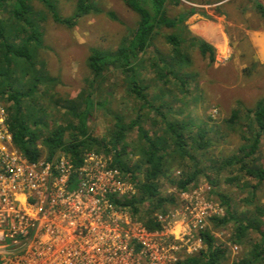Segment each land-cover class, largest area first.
<instances>
[{"label":"trees","instance_id":"1","mask_svg":"<svg viewBox=\"0 0 264 264\" xmlns=\"http://www.w3.org/2000/svg\"><path fill=\"white\" fill-rule=\"evenodd\" d=\"M6 1L13 3L12 17L16 24L14 32L12 27V32L7 34L0 23V103L5 100L12 102L11 108L7 109L14 148L29 163L38 162L42 157L52 161L56 155L63 154L76 169L82 166L89 152L112 155V168L125 173L137 192L136 196L124 197L122 201L114 200V203L131 207L132 214L140 218L149 232L161 229L159 220L152 214L156 211L164 214L166 205L173 203V198L162 197V182L183 193L201 175L210 185L218 186V174L231 172L224 181L246 191L248 195L239 200L246 207L253 205L252 209H243L236 215L239 201L219 193L218 199L223 202L226 214L224 218H213L211 222L216 226L232 222L234 235L231 243L235 246H243L247 235L254 234V240L249 241V247L245 244L244 252L233 264H264V205L259 204L258 195L264 182V163L262 165L255 159L256 153L261 151L264 99L259 100L253 109L239 106L232 110L225 122L241 142L229 155H219L209 161L207 154L213 140L204 123L173 118L177 114L175 110L184 111L188 104L181 102L174 91L189 97L188 90L195 76L186 71L191 65V58L185 52L187 50L181 49V38L176 34L166 36V41L172 45L170 56H161L157 52V57L150 61L155 81L161 83L157 86L156 95H151L150 83L144 84L135 78L136 71L132 63L152 45L157 30L161 26L174 28L178 25L174 19L170 20L165 15L167 0H124L125 6L139 17L132 37L124 39L114 51L92 48L86 58L89 75L85 86L75 97L60 98L57 102L47 101V109L38 108L39 102L47 100L49 92L56 91L55 85L60 81L44 68L36 67V49L43 38L39 25L31 18L33 10L30 0H0V8ZM40 1L47 7L52 21L67 28L73 27L84 16L101 13L91 0H77L75 12L69 17H62L50 0ZM170 1L179 3L177 0ZM108 15L113 17L112 14ZM192 39L191 46H195L201 56H207L212 63L215 49L196 36H192ZM12 65L18 68L25 83L11 76V70H15ZM117 69L129 73L128 90L139 103L136 104L137 112L131 118L120 111L111 112L114 124L108 134L105 137H94L88 124L89 118L93 110L107 108L112 88L111 85L106 88L105 84L109 80L110 71ZM171 84L173 89H169ZM20 85H25L26 89H21ZM168 96L174 101H166ZM27 98L26 102L22 101ZM176 102L182 105L173 106ZM60 104L66 105L64 112L52 109V106ZM242 109L245 115L241 116ZM146 111L154 113L156 117L149 116ZM41 115H44L43 119ZM132 156L137 157L138 161L134 162ZM202 160L209 162L202 166ZM257 164L262 166L258 168ZM173 169L177 172L174 173ZM234 170L237 175L247 178L242 186L237 175L232 176ZM144 201L149 205L142 215L140 206ZM200 236L205 248L175 264H222L226 258V247L218 244L216 237L209 231L201 232Z\"/></svg>","mask_w":264,"mask_h":264},{"label":"rangeland","instance_id":"2","mask_svg":"<svg viewBox=\"0 0 264 264\" xmlns=\"http://www.w3.org/2000/svg\"><path fill=\"white\" fill-rule=\"evenodd\" d=\"M50 1L56 6L57 12L62 17H69L75 12L77 0ZM177 1L179 3L175 4L167 0L164 11L166 17L170 20L174 19L178 25L174 28L166 26L157 28L152 45L139 54L132 63V67L136 71L135 78L142 80L144 84L150 83L152 86L150 93L153 96L156 95L158 93L157 86L161 83H156L155 74L151 71L150 61L152 58L157 57V52L161 53V56H170L172 45L166 41V36L176 34L181 38V49L183 51L187 50L185 52L190 54L191 58V65L186 68V71L193 73L195 76H193L188 90L190 91L189 97L180 94L179 91L175 90L177 93L174 91V95L181 102H187L188 104L184 111L175 110L177 114L173 118L199 120L204 123L206 130L211 132L210 137L213 140V145L209 148L207 154L209 161H211L219 155L226 156L234 152L241 142L225 122L230 117L232 110L239 106L244 109H253L259 100L264 99V0ZM91 2L99 8L98 10L101 13H91L84 16L73 27L67 28L52 21L50 12L40 0H30L33 10L31 18L39 25L43 38L40 46H37L36 49V67L44 68L48 74L60 81V83H55L54 90L56 91H50L47 100L39 102L38 108L40 109H47L46 106L50 101L57 102L60 98L69 99V97H75L80 92L85 86L86 77L89 75L86 68V58L92 48L102 51H114L122 44L124 39L132 37L139 17L125 6L124 0H91ZM12 6L13 3L6 1L0 8V23L7 34L11 33V30L13 32L15 30L16 21L12 17ZM262 10L263 14L261 13ZM108 14H112L113 17ZM12 27L13 29H11ZM194 27L202 34L208 33V35L213 34L219 37L211 35V38H208L207 35L204 34V37L201 34L202 38L190 30ZM192 36L206 41L215 49V58L212 63H210L207 56H201L195 46H191ZM213 39L216 42L219 40V42L215 43ZM223 49L227 50V53L223 52ZM4 64L6 66V63ZM13 68L15 70H11V76L17 78L18 82L25 83L26 80L21 78L18 68L12 65ZM110 72L108 74L109 80L105 84L106 88L109 85L112 88V95L106 105L107 111L104 107L93 110L88 122L94 137H105L108 134L114 124L111 112L120 111L126 117L131 118L137 112V105H139L136 98L132 97L128 90L129 73L118 69ZM170 79L173 78L170 77ZM171 81L174 82V80ZM19 87L26 89L25 85ZM171 88H174L172 84L169 85V89ZM27 100L28 98L22 101L26 102ZM166 101L172 102L174 99L168 96ZM11 105L12 102L6 100L0 103V113L6 129H9L10 120L7 108H11ZM181 105L182 103L179 102L173 104L175 107ZM65 106L60 104L59 106H52V109L64 112ZM118 108L119 110H116ZM244 109H242L241 116L245 115ZM147 114L156 117L152 112ZM40 118L43 119L44 115H41ZM260 149L261 151L256 153L255 159L263 165L264 131L261 136ZM93 153L95 154L93 159L90 161L87 158L88 162L85 163L83 168L87 170L95 169L101 160L106 162V167H112V155L105 156L103 153ZM195 154L199 155L198 153ZM132 157L134 162L138 161L137 157ZM64 158L63 154H58L54 157L53 163L57 161L61 165L66 161ZM40 160L46 159L42 157ZM208 162L202 160V166ZM261 164H257L258 168L262 166ZM173 170L174 173L177 172L176 169ZM79 172H75L76 180L80 175L81 177L86 175L84 172ZM230 173L224 171L218 174L220 178L218 186L210 185L205 177L201 175L197 177L196 182L185 193L175 191L166 182L161 183L162 197L173 198V203L166 205V212L163 214L168 216L167 230L156 236L164 235L168 238V243H171L176 249L170 250V253L173 255L180 254L181 258L187 255L189 248L198 244L199 228H193L195 212L192 211L199 210L205 204V200L211 201L223 209L221 219L224 218L226 209L222 204L223 202L218 199L219 193L224 194L231 200L239 201L236 215L243 209H252L253 205L247 206L248 209L239 200L246 197L248 193L243 191L241 187H236L235 184L230 185V183L224 181L225 178L231 175ZM235 175H237L236 170L233 171L232 176ZM237 177L241 186L247 180L241 174ZM118 179L124 183V188L127 191L126 196H121L118 199L122 201L124 197L137 195L135 185L130 183L125 177V173L120 170H118ZM200 188L204 191L201 194H199ZM259 191V204L264 205V182ZM148 205L147 201L141 204L142 215L147 210ZM120 207L123 206H114L115 209ZM130 208L129 206L123 207L129 217L126 216L122 219L123 223L126 224L118 226L119 231L124 230V234L142 224L140 218L134 216ZM159 214L162 213L156 211L152 216ZM213 218L216 217L207 220L205 231H209L215 236L218 244L226 247V258L222 264H233L244 252L245 244L246 247H249V241L254 240V234L248 232L249 234L246 237L248 241L246 240L243 246H235L231 243L234 235L232 232L234 224L229 222L222 226H216L214 222H211ZM135 245L131 244L129 251L135 250ZM204 248L202 245L198 252H193V254L199 253ZM126 256L125 253V261H136L135 257L127 258ZM138 262L142 263L141 261Z\"/></svg>","mask_w":264,"mask_h":264},{"label":"built area","instance_id":"3","mask_svg":"<svg viewBox=\"0 0 264 264\" xmlns=\"http://www.w3.org/2000/svg\"><path fill=\"white\" fill-rule=\"evenodd\" d=\"M12 146V134L0 113V264H175L198 252L207 220L223 214L221 207L206 200L192 211L198 244L180 258L170 253L176 249L167 237L156 236L167 230L168 216H154L161 224L156 232L143 224L125 234L119 231L129 214L124 206L115 209L114 200L121 201L118 198L127 191L118 169L106 167V162L83 168L93 152L76 169L64 155L61 165L54 159L29 163ZM80 170L86 175L76 180ZM131 244H136L135 250L129 251ZM125 253L136 261H125Z\"/></svg>","mask_w":264,"mask_h":264},{"label":"crops","instance_id":"4","mask_svg":"<svg viewBox=\"0 0 264 264\" xmlns=\"http://www.w3.org/2000/svg\"><path fill=\"white\" fill-rule=\"evenodd\" d=\"M207 26H208V25H207ZM207 26H206V27H207ZM217 29H218V28H217ZM190 30H192V32H194V34L197 35V36H198V35L201 36V34H202V33H200L199 30H198L197 28H195V27H194V29H190ZM204 34L207 35L208 38H211V35L214 36V37H215V36H218V35H213V34L208 35V33H204ZM204 34H202V35L205 37ZM201 37H202V36H201ZM218 37H219V36H218ZM202 38H203V37H202ZM208 38H207V39H208ZM214 39H215V38H214ZM214 39H213V41H214L215 43H218L219 40H220V38H219V40L216 42ZM205 42H206V41H205Z\"/></svg>","mask_w":264,"mask_h":264},{"label":"bare ground","instance_id":"5","mask_svg":"<svg viewBox=\"0 0 264 264\" xmlns=\"http://www.w3.org/2000/svg\"><path fill=\"white\" fill-rule=\"evenodd\" d=\"M219 47H220V46H219ZM220 48H221V47H220ZM224 51H225V53H227V50L223 49V52H224ZM80 172H81V171H80ZM80 172H79V173H80ZM80 177H81V176H80ZM126 195H127V194H126ZM126 195H125V196H126ZM117 208H118V207H117ZM120 208H121V207H120ZM129 224H130V223H129ZM130 225H131V224H130ZM131 226H132V225H131ZM133 228H134V227H133Z\"/></svg>","mask_w":264,"mask_h":264}]
</instances>
